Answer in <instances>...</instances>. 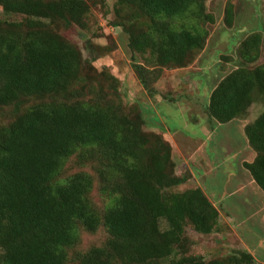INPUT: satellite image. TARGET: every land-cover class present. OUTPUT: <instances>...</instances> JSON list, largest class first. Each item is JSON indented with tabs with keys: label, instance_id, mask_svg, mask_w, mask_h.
Listing matches in <instances>:
<instances>
[{
	"label": "trees",
	"instance_id": "trees-1",
	"mask_svg": "<svg viewBox=\"0 0 264 264\" xmlns=\"http://www.w3.org/2000/svg\"><path fill=\"white\" fill-rule=\"evenodd\" d=\"M114 1L112 25L127 35L132 58L141 59L133 68L150 94L149 82L164 70L195 63L215 23L210 0ZM91 10L88 0H0L5 16L21 17L0 19V115L11 109L14 117L0 127V264H68L80 231L101 226L107 243L75 253L77 264H258L246 250L210 261L188 255L186 228L210 235L220 212L199 187L170 192L187 180L175 173L172 146L146 132L142 114L110 90L117 78L98 73L60 33L62 25L86 31ZM234 20L228 0L225 22ZM263 42L259 32L241 42L236 68L210 93V122L245 120L254 103L264 105ZM88 47L92 53L93 43ZM244 134L255 158L243 167L264 193V112ZM74 156L109 197L103 210L91 197L93 175L57 180Z\"/></svg>",
	"mask_w": 264,
	"mask_h": 264
},
{
	"label": "rangeland",
	"instance_id": "rangeland-1",
	"mask_svg": "<svg viewBox=\"0 0 264 264\" xmlns=\"http://www.w3.org/2000/svg\"><path fill=\"white\" fill-rule=\"evenodd\" d=\"M88 1L92 9L88 29L80 31L77 27L62 25L60 33L81 50L84 59L90 60L98 73L107 70L117 78L119 82H111L110 90L114 87L119 91L128 111L142 114L146 132L162 135L171 146L173 141L175 173L187 180L170 192L201 187L221 214L219 227L210 235L198 234L190 226L186 228L191 241L188 255L210 261L246 250L256 263H264V257H260L264 253V194L253 186L243 167L244 162H252L255 157L242 132L245 123L240 120L228 125L212 123L206 113L212 89L238 64L237 50L241 42L254 32H259L264 39V0H231L235 20L230 27L225 22L228 0L207 2L215 23L209 26L206 48L192 66L173 72L164 70L157 83L150 81L152 94L144 88L133 68V60L141 63V59L132 58L127 35L122 28L112 25L115 1ZM0 19L17 21L21 17L0 12ZM88 42L94 45L92 53ZM104 47L109 49L106 54ZM225 57L234 61L226 63L222 59ZM261 63H264V42L258 64ZM249 111L247 118L253 121L264 112V105L254 103ZM13 119L11 109H6L0 115V127ZM78 172L93 175L95 187L91 197L103 210L109 197L100 194L96 175L90 166L81 165L77 156L66 162L57 180L61 182ZM162 227L166 229L164 222ZM80 236V243L69 251L68 264H77L75 253L103 247L110 238L103 226L92 234L82 229Z\"/></svg>",
	"mask_w": 264,
	"mask_h": 264
},
{
	"label": "crops",
	"instance_id": "crops-1",
	"mask_svg": "<svg viewBox=\"0 0 264 264\" xmlns=\"http://www.w3.org/2000/svg\"><path fill=\"white\" fill-rule=\"evenodd\" d=\"M1 12V11H0ZM252 107V106H251ZM250 112V111H249ZM240 121H243L244 123H245V125H244V127H243V135H245L244 134V128H245V126L249 123V122H253V121H250L248 118H246L245 120H240ZM230 123H232V122H230ZM230 123H228V124H230ZM227 124V125H228ZM235 134V133H234ZM245 138V140H246V137H244ZM247 141V140H246ZM171 144H172V147H173V155L175 154V150H176V148H175V145H174V143H173V141L171 140ZM255 158V157H254ZM253 161V160H252ZM245 170V169H244ZM248 174H249V172L247 171V170H245ZM250 175V174H249ZM250 177H251V175H250ZM251 179H252V177H251ZM252 181H253V183H254V185L253 186H256V188L258 189V190H260L261 191V189L256 185V183L254 182V180L252 179ZM199 188H201V187H199ZM202 189V188H201ZM203 190V189H202ZM203 192L205 193V191L203 190ZM262 192V191H261ZM206 194V193H205ZM262 194H264L263 192H262ZM206 196L208 197V195L206 194ZM208 199L210 200V198L208 197ZM211 201V200H210ZM211 203L215 206V204L211 201ZM216 207V206H215ZM217 208V207H216ZM218 209V208H217ZM220 217H221V214H220ZM261 256H263L264 257V253L263 254H261L260 255V257ZM263 260H264V258H263ZM262 264H264V263H262Z\"/></svg>",
	"mask_w": 264,
	"mask_h": 264
}]
</instances>
